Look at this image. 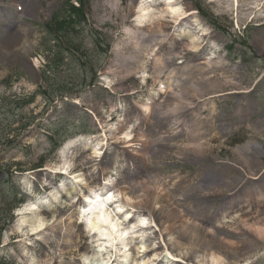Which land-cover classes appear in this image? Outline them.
<instances>
[{
    "label": "rangeland",
    "instance_id": "obj_1",
    "mask_svg": "<svg viewBox=\"0 0 264 264\" xmlns=\"http://www.w3.org/2000/svg\"><path fill=\"white\" fill-rule=\"evenodd\" d=\"M84 2L54 43L45 25L67 0H0V264L83 261L103 241L76 216L91 190L113 193L128 263L210 264L213 247L222 264H264V239L234 215L264 221V0ZM16 30L18 53L2 35ZM33 210L49 219L34 233Z\"/></svg>",
    "mask_w": 264,
    "mask_h": 264
},
{
    "label": "bare ground",
    "instance_id": "obj_2",
    "mask_svg": "<svg viewBox=\"0 0 264 264\" xmlns=\"http://www.w3.org/2000/svg\"><path fill=\"white\" fill-rule=\"evenodd\" d=\"M166 14H168L170 17L174 18V15H180L182 14V8L180 5H176L173 6H168L167 10L165 12ZM8 18H6V16L4 15L2 17V21H7ZM8 20H13V17L11 19ZM166 27V24L162 21V20H157L155 24H152L151 26H149L150 28V32H151V36H154V34L157 32H162L164 30V28ZM162 30V31H161ZM8 32V31H7ZM19 30H16L15 32L13 31L12 33H5L2 34L3 35V40L4 42L7 41L8 43H11V47H9V49H11V52H20V49L22 48L24 39L22 38V36H19ZM197 45L194 41L193 38L190 40V42L186 45L188 48H191L193 46ZM20 47V49H19ZM206 63L211 64L210 61H206ZM197 69H195L194 71H196ZM214 72L213 67L208 71V73ZM196 73H199V71L197 70ZM238 91V90H237ZM232 92H236L235 90ZM124 139L126 141H130L132 136L131 133L129 132H125L124 133ZM236 169V168H235ZM80 181V179L75 180L74 183H78ZM70 194H72L74 192L73 187L70 188L69 190ZM170 190L165 191V194H168V198L169 200L173 201L174 203L180 202L183 199L178 198L174 193H170ZM157 193V192H155ZM111 195L113 197V193L109 192L108 190L106 191H102V190H97V191H93L91 190V193H88L86 195V201L85 204H81L80 205V209L77 213V219H80V217L83 219L84 222V227L86 229L92 230L93 228L96 229V234L103 239V241L97 245L96 249L91 251L92 253L88 254L87 252L82 253L81 258H83V261H71V262H61L60 264H152L153 259L149 258V259H145V258H141L138 259L136 258L135 260H133L132 262L128 263L129 259H130V253L128 251H126V246L127 243L124 242L125 238V233H127L128 230H122L120 228V222L118 220V218L116 217V215H114L112 213V209L108 207V196ZM152 198L154 200H158L159 198L157 196H152ZM248 201V200H247ZM249 202V201H248ZM101 204H103V207H101ZM181 204V203H180ZM182 205V204H181ZM179 205V206H181ZM28 207V206H27ZM26 208V206L23 204L22 207H20L18 209L19 213H22V211H24ZM162 208V207H160ZM246 209L249 208L245 207ZM242 210V209H239ZM244 210V209H243ZM238 211L235 212V217H240L239 220L241 223H243L245 225V229H247L250 233L253 234V236H255L256 239L261 240L264 239V221L257 219L258 215H256V211L254 212V215L256 216H248L249 213L247 212H241V214L237 213ZM32 218L30 219L31 221V225L29 228V232H38L41 229H43L46 226L47 218L41 216L42 214L39 213L37 210H33V212L31 213ZM188 216V214H187ZM233 216V215H232ZM71 216H68L67 219L70 220ZM103 217V218H102ZM189 217V216H188ZM192 217V216H191ZM247 217H251L254 218L256 220L253 221V223H249L248 222V218ZM190 218V217H189ZM192 219V218H190ZM105 220H110L111 223H105ZM138 222L140 223H146V218L142 217V218H138L137 219ZM195 222H198L195 218L192 219ZM91 222V223H90ZM201 223V222H199ZM112 225H115L116 230L113 231V227ZM200 227V226H198ZM35 229V231H33ZM191 231H193V233L195 232V235L192 233V239H194V241H196V243H194L195 245H201V243H204V245H208L211 246L213 245V242L211 240H206L204 237H201V233L200 231L198 232L196 229H191ZM186 234L184 232H181L180 235L178 236V238L182 239V240H187V238H190L191 234L188 236H185ZM195 236V237H193ZM199 237V238H198ZM224 237L222 238L224 241L227 243L226 247L227 249H225L226 252H230L232 254V256L234 258L240 257L238 255L237 250H232L233 246H236L237 248L241 245L244 244V238H235V237ZM230 238V239H229ZM63 243H65V241H62ZM216 244V243H215ZM240 244V245H239ZM215 246V245H214ZM121 249L124 250L123 252L120 253V259H118L117 261H114V258L116 256V252ZM231 249V250H230ZM239 249V248H238ZM230 250V251H229ZM88 254V255H87ZM241 254V253H240ZM208 258L210 261V264H222L224 263V258L218 254L216 252V249H214L213 247H210L208 249Z\"/></svg>",
    "mask_w": 264,
    "mask_h": 264
},
{
    "label": "trees",
    "instance_id": "obj_3",
    "mask_svg": "<svg viewBox=\"0 0 264 264\" xmlns=\"http://www.w3.org/2000/svg\"><path fill=\"white\" fill-rule=\"evenodd\" d=\"M86 6L87 4L83 0H67L66 6L61 14L54 16L45 25L49 40L54 41V43L59 42L70 30H74V28L78 27L83 19V9ZM55 132L57 137H60L59 132L57 130H55Z\"/></svg>",
    "mask_w": 264,
    "mask_h": 264
},
{
    "label": "snow or ice",
    "instance_id": "obj_4",
    "mask_svg": "<svg viewBox=\"0 0 264 264\" xmlns=\"http://www.w3.org/2000/svg\"><path fill=\"white\" fill-rule=\"evenodd\" d=\"M112 200V196L111 195H109L108 196V201L110 202ZM101 207H103V204H101ZM118 211H122L121 209H118ZM103 218V217H102ZM91 223V222H90ZM105 223H111V221L110 220H105ZM112 227H113V231H115L116 230V228H115V225H112ZM33 231H35V229L33 230ZM92 231H96V229L95 228H93L92 229ZM125 235H126V233H125Z\"/></svg>",
    "mask_w": 264,
    "mask_h": 264
}]
</instances>
